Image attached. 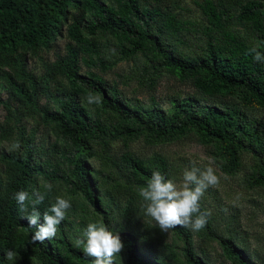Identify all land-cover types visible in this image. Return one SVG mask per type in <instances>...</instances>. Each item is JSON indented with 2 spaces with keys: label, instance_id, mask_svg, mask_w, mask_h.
I'll use <instances>...</instances> for the list:
<instances>
[{
  "label": "trees",
  "instance_id": "trees-1",
  "mask_svg": "<svg viewBox=\"0 0 264 264\" xmlns=\"http://www.w3.org/2000/svg\"><path fill=\"white\" fill-rule=\"evenodd\" d=\"M195 3L199 17L186 15L185 0H0V141L7 143L0 147V264H92L74 241L101 220L124 242L116 264H211L204 246L214 243L229 264H264L234 228L236 207L220 227L203 195L201 210L211 212L203 229L162 232L138 194L153 171L176 181L182 165L162 152L142 156L129 143L189 136L226 175L248 164L244 187L264 190V63L249 54L253 47L264 53V0ZM61 37L64 51L44 58ZM34 57L40 69L29 65ZM120 60L134 62V76L149 92L166 75L194 91L172 95L167 107L154 95L144 103L80 66L109 70ZM89 93L101 102L88 103ZM43 133L54 138L48 145ZM118 140L126 148L116 154ZM15 142L19 149L10 150ZM42 182L54 187L41 213L56 196L71 198L72 206L54 238L33 242L36 229L13 194H31ZM8 249L14 261L6 260Z\"/></svg>",
  "mask_w": 264,
  "mask_h": 264
},
{
  "label": "rangeland",
  "instance_id": "rangeland-1",
  "mask_svg": "<svg viewBox=\"0 0 264 264\" xmlns=\"http://www.w3.org/2000/svg\"><path fill=\"white\" fill-rule=\"evenodd\" d=\"M185 4L188 7L186 15L199 17L200 11L195 0H185ZM66 41L67 37H61L55 49L49 53L43 52V57L54 59V51H64ZM107 49L110 54H113L111 53L112 49ZM41 61L38 57H34L30 60L29 65L40 69ZM80 66L82 67V73L88 70L94 71L102 75L108 84L116 86L126 98L139 99L144 103H150L151 96L154 95L162 106L167 107L169 105V98L172 95L194 91L190 84L181 83L180 80L166 75L160 79L157 89L149 92L135 78L134 71L136 68L134 67V62L131 60H120L109 70H102L95 66L87 67L84 63ZM1 96L5 99L7 97L6 91H2ZM5 113V109L0 103V121H3ZM261 116L264 117V111L261 113ZM47 134L43 133L40 135L43 140H46V145L54 139L53 136ZM3 145H7V143L0 141V147ZM125 148L122 140L115 141L112 144L113 152L116 154L121 153ZM129 149L145 157H149L155 152H162L177 164H181L179 177L176 180L178 183L182 179V172L185 167L191 168L193 162L196 163V166L203 167L210 160L213 161V167L216 174L220 177V182L215 187H209L204 193L206 202L209 205L208 208L211 212L218 215L220 227H225L227 221L234 214L235 210L233 208L236 207L238 210L236 214L239 215V220L234 224L235 230L241 238L243 237L250 247L249 249L254 253H259V256L264 260V190H252L244 187L243 177L245 170L249 167L248 164L243 171L234 176L222 173L217 163L209 154V149L195 140L194 136L185 137L173 143H151L144 138H140L130 142ZM245 159L247 162L249 160L248 156ZM91 163L97 167L100 165L97 158L91 159ZM194 239L197 241L196 248L199 249L203 246V242L200 241L196 234L194 235ZM204 248L209 252V262L211 264H229V261H225L221 253V247L216 243L204 246ZM257 260L259 261V258Z\"/></svg>",
  "mask_w": 264,
  "mask_h": 264
},
{
  "label": "clouds",
  "instance_id": "clouds-1",
  "mask_svg": "<svg viewBox=\"0 0 264 264\" xmlns=\"http://www.w3.org/2000/svg\"><path fill=\"white\" fill-rule=\"evenodd\" d=\"M255 62L264 63V53L256 47L249 50ZM88 103L99 104L100 98L91 93L87 97ZM19 142L12 144L10 150L19 149ZM213 161H209L203 167H185L182 179L178 183L165 177L161 171H153L146 186L139 189V196L143 200L145 216L151 217L162 232L183 226L193 232L200 231L205 227L210 211H202L200 200L209 187H215L220 182L216 174ZM54 185L51 182H42L40 188H34L32 193L19 190L13 194L17 202L18 210L25 213L29 225L36 230L32 234V241L43 242L57 235L58 226L66 218V211L71 208V198L56 196L54 202L40 211L41 205L52 192ZM41 216L43 222L41 223ZM75 247H81L85 255L92 257V264H116V257L121 254L125 245L118 232L110 230L104 222H89L81 237L74 241ZM8 261H14L16 253L8 249L5 253Z\"/></svg>",
  "mask_w": 264,
  "mask_h": 264
}]
</instances>
